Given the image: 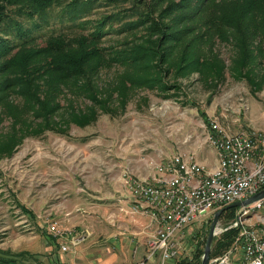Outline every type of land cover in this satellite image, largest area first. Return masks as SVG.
Listing matches in <instances>:
<instances>
[{
	"label": "rangeland",
	"instance_id": "obj_1",
	"mask_svg": "<svg viewBox=\"0 0 264 264\" xmlns=\"http://www.w3.org/2000/svg\"><path fill=\"white\" fill-rule=\"evenodd\" d=\"M67 1L49 10L48 23L33 31L28 46L10 54L15 55L14 60L23 58L22 52L42 47L50 34L63 37L85 34L89 28L76 26L77 21H93L110 13H120L109 23L115 30H105L93 43L104 48L111 46L113 54L129 55L130 50L146 53L147 59L152 60V41L157 33L144 29L148 23L130 30L118 29L125 21L139 19L150 8L149 18H158L164 30L182 29L188 33L166 53L177 56L184 45V50L216 55L223 70L219 77L210 76L207 80L196 71L183 77L181 72H174L179 62H173L172 68V63L165 60L161 65L169 68L166 80L176 84L174 89L163 95L152 88L126 85L121 91L116 85L124 71L149 78L161 77L164 72L152 75V61L124 66L110 63L105 54L104 59L94 58L95 66L91 68L92 60L85 70L92 73L89 92L100 90L97 94L100 101L111 97L104 107L92 103L87 94L76 91L70 82L59 85L58 93H52V85H44L41 78L35 93L39 97L44 93L49 98L55 95L53 102L59 105L50 117L54 130L43 129L41 119L34 120L28 113L25 119L36 124L32 125V132L24 135L19 131L9 133V125L12 115L20 114L26 102L21 96L0 97V252L15 257V264H90L91 253L100 256L105 251L108 255L106 248L111 246L102 242L106 233L137 230L140 226L133 223L135 217L127 214L133 211L131 205L123 202L127 191L122 182L127 176L122 175L123 171L135 170L137 176L144 178L145 162L152 169L155 162L174 154L211 164L215 154L205 141L209 122L215 121L230 131L264 133V82L257 87L248 85L244 78L234 74L233 49L229 42L221 41L224 36L234 39L238 28L252 29L246 21L250 10L252 16L264 18V12L259 11L253 0H208L201 8L195 0H99L88 14L74 20L68 18L63 8ZM171 1H187L188 6L163 12ZM7 57L1 58L0 63ZM37 61L38 57L32 60ZM8 74L6 69L0 72V80ZM76 81L75 85L84 84L83 77L76 76ZM68 104L74 116L65 112ZM64 210H72L67 222L54 221L59 228L69 229L79 245L61 252L58 239L49 234L55 246L49 245L44 233L47 234L45 227L53 220L51 217L61 215ZM253 212L259 216L247 212L245 216L251 218L246 223H264V205ZM211 213L204 222L192 223L184 229L177 256L168 260L171 264H196L195 261L199 264L200 255L195 257V253L203 247L201 240L206 236ZM234 213L218 217L214 238L229 228L237 229L232 226L237 220ZM20 251L26 252L14 256ZM139 254L137 249L133 260ZM105 260L104 264H117L108 257Z\"/></svg>",
	"mask_w": 264,
	"mask_h": 264
},
{
	"label": "trees",
	"instance_id": "obj_2",
	"mask_svg": "<svg viewBox=\"0 0 264 264\" xmlns=\"http://www.w3.org/2000/svg\"><path fill=\"white\" fill-rule=\"evenodd\" d=\"M62 1L0 0V59L8 55L7 59L0 63V72L6 69L10 73L7 77L0 80V97L4 95L21 96L26 102V107L21 109L20 114L15 112L16 114L12 115L13 120H10L9 133L14 132L15 134V132L19 131L21 135H24L32 132V125L36 124L34 120L37 118L41 119L44 125H42L43 129L54 130L51 128L54 123H51L50 120L52 119L50 117L59 108V105L53 102L56 97L55 95L49 98L45 93L41 97L35 93L39 88L37 81L41 78H44V85H52V93H58L56 88L59 85L64 84V82L66 85L70 82V84L73 83L76 91L87 94L92 103L104 107V104L111 97L108 96L105 101H100L97 99V94L100 93V90L94 91V89H91V92H89V87L91 86L89 81L92 73H89L91 70L89 72L85 70L87 64L92 60L91 68L95 66V64H92L94 63V58L102 57L104 59L103 56H106L105 54H107V57H105L107 62L121 64L122 66L126 63L131 64L136 62L150 64V61H152V75L161 72L165 74H161V77L152 76V78H149L141 75L132 76L128 74L129 70L128 72L124 71L116 85V88L120 90L126 88V85L127 87H148L165 95L170 89L176 87L175 83L166 80L167 74L170 71L169 68L161 65L165 60V62L170 61L172 63V68L173 62H179L180 64L175 67L174 72H181L183 77H186L193 71L204 77V80H207L210 76L216 78L221 75L223 64L216 55L205 56L199 50L187 48L184 50L186 47L184 45L182 46V51L177 56L166 53L168 49L178 43L188 33H183L182 29L164 30V26L161 25L162 23L160 24L158 18H149L150 8L139 19L125 21L118 29L130 30L136 26H143V24L148 23L144 29L157 33L156 39L152 41V60L147 59L146 53L130 50L128 52L129 55L113 54L109 50L111 46L104 48L96 46L93 43L99 40V37L105 33V30L110 32L115 30L110 27L109 23L120 13L103 15L93 21H89L88 19L77 21L76 26H86L87 29L89 28V31L85 34L72 37L50 34L45 39L42 47H38L36 51L22 52L23 58L19 61L14 60L15 55L10 54L13 51L28 46V42L32 39V33L37 31L42 25L48 23L49 10L55 6L61 7ZM96 1L99 0H68L63 5V8L68 18L74 20L77 17H83L85 14H88ZM207 1L195 0L199 8L204 6ZM253 1L259 7V11L264 12V0ZM187 6V1H171L162 11L170 12L187 8ZM152 11L154 12L153 6ZM252 15L250 10L247 16L248 19L246 20L252 26V29L238 28L236 31H240L236 32L234 39L230 38L228 40L229 38L224 36L221 38V41L229 42L233 49L231 62L234 70L237 72L234 74H238L240 75L239 77L244 78L248 85L257 87V84L264 82V18H259L261 17L260 15ZM35 57H38L39 61L33 63L32 60ZM76 76L83 77L84 84L75 85L77 83ZM121 83L124 85H121ZM108 91L109 89L106 90L107 93ZM95 92L97 93L95 94ZM118 94L120 97H124L123 92H119ZM67 108L69 109L65 112L72 116L74 111L70 108L69 104ZM28 113L32 115L33 121L25 119V115H28ZM81 122L85 123L86 121ZM78 124L81 123L79 122ZM15 125L20 128L18 129L17 127L16 129ZM21 208L23 209L22 206ZM234 210L235 207L227 208L220 213L219 217L226 213L233 216ZM236 230V228L232 227L221 232L217 237H213L209 258L220 254L231 245L236 235ZM204 240L205 237L201 240L202 244ZM201 249L202 246L201 248H197L195 257H199ZM23 253L19 252L14 256H20ZM15 262V257H10L6 253L0 252V264H15ZM195 263L198 264V261H195Z\"/></svg>",
	"mask_w": 264,
	"mask_h": 264
},
{
	"label": "built area",
	"instance_id": "obj_3",
	"mask_svg": "<svg viewBox=\"0 0 264 264\" xmlns=\"http://www.w3.org/2000/svg\"><path fill=\"white\" fill-rule=\"evenodd\" d=\"M205 141L215 154V165L207 169L183 154L155 162L147 177L125 176L126 187L135 201L131 208L146 215L151 229L143 256L133 264H165L175 258L184 229L208 214L240 201L264 187V133L230 131L209 122ZM264 205V197L246 207L235 208L237 227L233 242L208 264H264V223H246L245 216ZM235 214V213H234ZM251 215V214H250ZM245 216V217H243ZM47 231L56 237L61 252L77 240L69 229L55 222Z\"/></svg>",
	"mask_w": 264,
	"mask_h": 264
},
{
	"label": "crops",
	"instance_id": "obj_4",
	"mask_svg": "<svg viewBox=\"0 0 264 264\" xmlns=\"http://www.w3.org/2000/svg\"><path fill=\"white\" fill-rule=\"evenodd\" d=\"M215 162H216L215 158H213V160L210 161L211 164H207L206 162H200V163L202 165H204L207 169H211L215 165ZM144 164L146 167V171H145V174L143 176L147 177V175H149L151 173V171H150L151 168H150V165L146 164V162ZM134 168H136V167H134ZM124 174H126L128 177H132V178L142 177V176H137L136 171L130 170V169H128L127 171H123L122 175H124ZM122 179H123L122 182L123 181L125 182V179L124 178H122ZM124 182H123V186L125 187L126 183H124ZM125 188H127V187H125ZM123 196H124L123 202H126L125 204H129L131 206H132V204H134L135 201L131 197L128 189L124 193ZM124 207H126V206H124ZM22 210H24V209H22ZM71 212H72V210H70V211L64 210L63 212H61V215H55L53 213L54 217H51V219H53V220H51V223H53L54 220L59 221V222H67V220H66L68 218L67 216H69L71 214ZM130 212L131 213H127V214L135 217L134 219H136V221H133V223L135 222L136 226L138 224H140V226L138 225L136 227L137 230L116 232L115 234H111V235H110V233H106V235H104L105 236L104 238H106V239L104 240V238H102L103 239L102 242H103V244H109V246H111V247L106 248L108 250L107 252L109 253L108 254L109 256L105 254L106 253L105 251H104L103 255H100V256L97 254L91 253L90 254V264H104L105 263L104 261H106L105 260L106 257H108V260H110V262L112 260V262H116L117 264H133L135 261L139 260L143 256L144 248H145V242L143 243V237L145 235L146 236L148 235V232L151 229V224L149 222L148 217L146 215H144L141 211H136V212L130 211ZM56 221H54V222L56 223ZM201 222H203V221H201ZM47 226L45 227V229L47 228ZM140 227H141V231L139 230ZM46 232H47V234L44 233L45 240L48 242L49 245L55 246L54 238L49 235L50 233L47 230H46ZM87 233H88V231H87ZM87 233H86V237H88V235H89V233L88 234ZM78 245H77V243L72 244L70 250H74ZM104 249L105 248H103V250ZM110 249H112V251H110ZM137 249L139 250V253H140L139 257L137 259L133 260V255ZM20 252H26V251H20ZM165 264H171V262L166 261Z\"/></svg>",
	"mask_w": 264,
	"mask_h": 264
},
{
	"label": "water",
	"instance_id": "obj_5",
	"mask_svg": "<svg viewBox=\"0 0 264 264\" xmlns=\"http://www.w3.org/2000/svg\"><path fill=\"white\" fill-rule=\"evenodd\" d=\"M263 197H264V187L262 189H260L259 191H257L256 193H254V194H252V195H250V196H248V197H246L240 201L232 202L228 205H225L221 208L216 209L215 211H213L211 213V219H210V222L208 225L204 244H203V247H202L201 253H200L199 264H208L209 263V254H210V249H211V243L213 240V236L218 231V217H219L220 213L223 210H225L227 208H231V207H235L236 209L246 207L249 204H251L252 202L257 201L259 199H262ZM234 215L236 216V212Z\"/></svg>",
	"mask_w": 264,
	"mask_h": 264
}]
</instances>
